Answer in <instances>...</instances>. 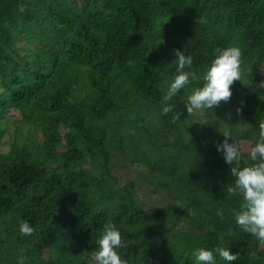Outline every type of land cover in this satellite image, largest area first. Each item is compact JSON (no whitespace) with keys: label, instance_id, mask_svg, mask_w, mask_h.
<instances>
[{"label":"trees","instance_id":"trees-1","mask_svg":"<svg viewBox=\"0 0 264 264\" xmlns=\"http://www.w3.org/2000/svg\"><path fill=\"white\" fill-rule=\"evenodd\" d=\"M227 46L241 50L242 80L189 115L186 96ZM177 48L196 79L162 116ZM12 110L34 135L1 151ZM260 119L264 0H0V264H89L112 226L127 264H197L193 249L216 246L237 254L230 264H264V242L234 223V163L216 150L222 125L246 155ZM133 165L138 178L123 176Z\"/></svg>","mask_w":264,"mask_h":264},{"label":"clouds","instance_id":"clouds-1","mask_svg":"<svg viewBox=\"0 0 264 264\" xmlns=\"http://www.w3.org/2000/svg\"><path fill=\"white\" fill-rule=\"evenodd\" d=\"M175 71L166 83V90L161 96L160 114L166 116L175 112V97L179 90H186L196 77L190 71L193 57L186 51L174 49ZM241 50L237 46H227L217 49L211 62L203 73V83L186 96V110L189 115H195L198 110L205 112L227 102L231 98L230 85L241 77ZM185 98L182 97V99ZM241 111L237 108V112ZM258 137L254 145L245 155L241 143L229 128L220 127L225 139L216 144V150L223 155L227 164H233L231 176L233 181L226 191L231 197L238 199V208L233 213L234 223L244 233L250 234L259 242H264V119L258 122ZM228 137H234L229 142ZM177 205H180L177 202ZM182 206V205H180ZM216 215L223 218L224 211L216 210ZM18 231L23 236H31L34 227L27 221L19 223ZM97 250L91 254L89 264H127V260L117 251L122 247L121 230L107 227L96 240ZM191 256L197 264H216V258L230 264L237 259V254L229 247L216 246L213 249L196 247ZM16 264H26L24 256L17 257Z\"/></svg>","mask_w":264,"mask_h":264},{"label":"rangeland","instance_id":"rangeland-1","mask_svg":"<svg viewBox=\"0 0 264 264\" xmlns=\"http://www.w3.org/2000/svg\"><path fill=\"white\" fill-rule=\"evenodd\" d=\"M202 77V76H201ZM9 121L7 122L8 125V133L4 138V143L3 146L1 147V151H8L10 149V145L12 142L17 138L20 137L22 134L23 137H27L28 135H34V133L28 129L20 130V119H21V113L18 110H12L9 115ZM39 137H41V134H39ZM245 148L248 147L249 145L247 143L244 144ZM137 170H143L141 166L133 165L130 166L129 168L125 169V171H122V175L125 177H134L138 178V171ZM145 194V195H144ZM140 195L146 200L147 197L155 202L157 205L164 204L166 202L165 197L161 194H156V195H151L148 194L146 189H141L140 190Z\"/></svg>","mask_w":264,"mask_h":264}]
</instances>
